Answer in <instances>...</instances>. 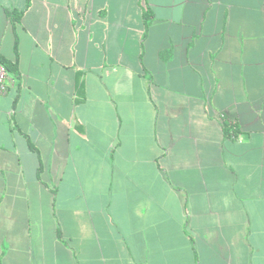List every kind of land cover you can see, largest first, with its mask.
Segmentation results:
<instances>
[{
	"label": "crops",
	"instance_id": "crops-1",
	"mask_svg": "<svg viewBox=\"0 0 264 264\" xmlns=\"http://www.w3.org/2000/svg\"><path fill=\"white\" fill-rule=\"evenodd\" d=\"M0 59V264H264V0H0Z\"/></svg>",
	"mask_w": 264,
	"mask_h": 264
},
{
	"label": "trees",
	"instance_id": "trees-1",
	"mask_svg": "<svg viewBox=\"0 0 264 264\" xmlns=\"http://www.w3.org/2000/svg\"><path fill=\"white\" fill-rule=\"evenodd\" d=\"M8 16L11 19L12 23H15L19 20L20 13L12 12ZM143 23H144V27H145V31H146L150 25L148 14L144 15ZM0 66L4 67L5 71L7 72V75L13 74V76H15V77L18 76V69H17L16 65H12V64L8 63L7 61L0 59ZM236 130L237 129H236L234 124H231V123L228 124L227 122L223 123V134L224 135L229 136V137H234L237 135ZM231 135H234V136H231ZM30 148L32 150H34V148L31 145H30Z\"/></svg>",
	"mask_w": 264,
	"mask_h": 264
},
{
	"label": "built area",
	"instance_id": "built-area-1",
	"mask_svg": "<svg viewBox=\"0 0 264 264\" xmlns=\"http://www.w3.org/2000/svg\"><path fill=\"white\" fill-rule=\"evenodd\" d=\"M8 75L4 67L0 66V94H4L7 90Z\"/></svg>",
	"mask_w": 264,
	"mask_h": 264
}]
</instances>
